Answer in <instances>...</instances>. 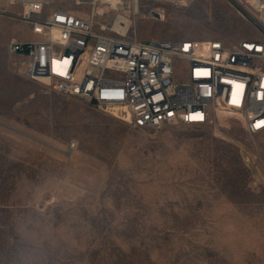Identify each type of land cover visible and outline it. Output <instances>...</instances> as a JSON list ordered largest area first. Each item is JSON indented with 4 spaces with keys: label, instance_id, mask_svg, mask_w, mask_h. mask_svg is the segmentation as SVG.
<instances>
[{
    "label": "rangeland",
    "instance_id": "1",
    "mask_svg": "<svg viewBox=\"0 0 264 264\" xmlns=\"http://www.w3.org/2000/svg\"><path fill=\"white\" fill-rule=\"evenodd\" d=\"M26 1L0 0V264H264V134L224 113L140 129L22 76ZM42 1L140 39L258 34L230 0Z\"/></svg>",
    "mask_w": 264,
    "mask_h": 264
},
{
    "label": "built area",
    "instance_id": "2",
    "mask_svg": "<svg viewBox=\"0 0 264 264\" xmlns=\"http://www.w3.org/2000/svg\"><path fill=\"white\" fill-rule=\"evenodd\" d=\"M238 1L262 10L263 25L229 45L220 38L140 39L108 23L98 27L92 12L55 8L38 16L44 1L28 0L23 17L34 38H11L6 49L20 56L22 76L88 103L95 99L100 109L116 108L136 128L214 123L224 113L240 116L249 134H264V10L258 0Z\"/></svg>",
    "mask_w": 264,
    "mask_h": 264
},
{
    "label": "bare ground",
    "instance_id": "3",
    "mask_svg": "<svg viewBox=\"0 0 264 264\" xmlns=\"http://www.w3.org/2000/svg\"><path fill=\"white\" fill-rule=\"evenodd\" d=\"M101 1L108 2V3H113V4H115V7L116 6L119 7V3H121V0H101ZM230 1L232 2V4H234L236 6L238 11H240L242 13V15H244L248 19H250L256 26L263 25L262 22L255 15H253L246 8V6L243 3H241L238 0H230ZM256 6L257 7L262 6V9L264 10V3L262 4L261 1L258 0V2H256ZM115 7L113 6L111 9H115ZM135 8L138 9L137 0H135ZM92 13H94V14L97 13L96 8H94ZM263 14H264V12H263ZM263 18H264V16H263ZM130 24H131V20L128 17L122 16V15H117V17L115 18V21L113 23L112 30H115V31L119 32L120 34L125 35L127 30L129 29ZM41 81L43 82L44 80H41ZM114 109L118 112V114H120V112L116 108H114Z\"/></svg>",
    "mask_w": 264,
    "mask_h": 264
},
{
    "label": "water",
    "instance_id": "4",
    "mask_svg": "<svg viewBox=\"0 0 264 264\" xmlns=\"http://www.w3.org/2000/svg\"><path fill=\"white\" fill-rule=\"evenodd\" d=\"M91 103H93V104H94V103H96V100H95V99H93V100L91 101Z\"/></svg>",
    "mask_w": 264,
    "mask_h": 264
},
{
    "label": "crops",
    "instance_id": "5",
    "mask_svg": "<svg viewBox=\"0 0 264 264\" xmlns=\"http://www.w3.org/2000/svg\"><path fill=\"white\" fill-rule=\"evenodd\" d=\"M74 12V11H73ZM74 13H76V12H74ZM78 14V13H77ZM81 15V14H80Z\"/></svg>",
    "mask_w": 264,
    "mask_h": 264
}]
</instances>
